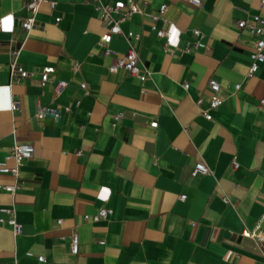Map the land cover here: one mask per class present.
Returning a JSON list of instances; mask_svg holds the SVG:
<instances>
[{"label":"crops","instance_id":"crops-1","mask_svg":"<svg viewBox=\"0 0 264 264\" xmlns=\"http://www.w3.org/2000/svg\"><path fill=\"white\" fill-rule=\"evenodd\" d=\"M29 1L0 0V88L10 89L0 105L11 104L0 110V161L15 143L35 150L19 177L0 173V186L18 185L0 190V217L13 207L23 227L0 225V264H264V241L242 235L264 215V62L249 74L257 37L236 26L264 18L261 0H134L143 12L110 47L122 55L131 45L143 77L111 73L99 45L97 7L127 0H43L27 33ZM164 3L168 40L151 20ZM14 60L29 77H11ZM46 66L55 72L42 85ZM210 80L222 100L212 121L202 115ZM198 163L210 173L193 175ZM103 208L107 219L85 220Z\"/></svg>","mask_w":264,"mask_h":264},{"label":"built area","instance_id":"built-area-1","mask_svg":"<svg viewBox=\"0 0 264 264\" xmlns=\"http://www.w3.org/2000/svg\"><path fill=\"white\" fill-rule=\"evenodd\" d=\"M43 0H30L27 4L28 16L25 18L23 22V30L29 33L36 24V14L39 11L40 4ZM101 1V0H98ZM180 2H188L196 7L202 6V0H177ZM261 3L264 4V0H261ZM55 2L52 3L54 5ZM97 9L100 13V18L103 23L106 25V32L101 36L99 45L104 49L105 54L107 56H113L114 62L109 66V71L111 73H115L121 69L125 70L129 75L135 77H143L142 68L140 66V61L138 57L137 51L130 45L128 51L122 55L116 53L113 49H111V42L116 35H120L122 33L121 23L125 21L128 17L134 14L142 13V9L134 0L124 1H115L108 4H100ZM168 9L167 4H162L159 7V10L156 14L151 15L152 20V28L156 31L157 37L160 39L168 40L171 36V32L167 28H161L158 26V22L162 21L167 24L168 21L165 17ZM1 25V24H0ZM236 26L240 31L247 30L252 36L257 37V43L254 50L251 52V65L249 74L253 75L258 69L259 65L264 62V18L260 15H255L252 18V22H248L246 20H240L236 23ZM194 34L199 37V40L196 43V46H202V40L206 37V35L202 34L200 31L195 30ZM133 37L132 33H128L127 39ZM166 48L167 45L165 44ZM15 54H17L15 52ZM1 67V66H0ZM11 77L15 80H19L20 78H27L30 76V72L27 71L22 65L18 63L17 60H14L9 64ZM55 72V68L52 66H46L43 68L41 73V82L42 85H46L50 82V76ZM67 83L62 82L57 86L58 90L66 87ZM188 84H185L184 87L188 88ZM209 86L212 91V98L210 102V106L208 109L202 110V115L206 120L212 121L213 116L211 114L212 111L217 109L221 104L222 100L219 97L220 84L216 80H210ZM82 88H86V85L83 84ZM240 85L236 86V89H239ZM202 101H199L200 104ZM19 109V102H12V110L17 111ZM48 109L42 108L39 110V117H43ZM151 126L156 128L158 126L157 122H152ZM34 146L30 143H15L8 155L5 157L4 161H0V173H8L14 177H19L20 175V167L24 163L31 159L34 156ZM14 161V166H9L8 162ZM233 166L237 167L238 163L234 160ZM199 173L209 174L210 170L205 165L198 163L193 171V175H197ZM18 189V185H6L0 186V190H5L9 193H14ZM181 199H186V196H181ZM227 202V200H225ZM3 213L8 215V218L0 217V225L7 224L9 225L15 235H19L22 233V225L18 222L15 210L13 207H8L3 209ZM112 213L110 209L103 208L96 215L90 216L85 215V220L98 222L100 220H105ZM61 223V221H58ZM264 223V215L261 217L259 222L257 223L255 229L249 230L245 229L242 232L244 237L252 238L258 242L264 241V232L262 231V225ZM70 249L71 253L74 255L79 254V246L80 239L77 231H73L70 239ZM44 258L40 257L39 261H43Z\"/></svg>","mask_w":264,"mask_h":264},{"label":"clouds","instance_id":"clouds-1","mask_svg":"<svg viewBox=\"0 0 264 264\" xmlns=\"http://www.w3.org/2000/svg\"><path fill=\"white\" fill-rule=\"evenodd\" d=\"M12 16H11V14H9V16H7V17H5L4 18V20H3V25H4V30H6V31H11L12 30V27H11V25H12ZM172 31L174 32V33H176L178 30L177 29H175V27L173 26V29H172ZM0 92H3V93H10V89L9 88H0ZM5 107H7V108H11V104H8V105H0V110H3Z\"/></svg>","mask_w":264,"mask_h":264}]
</instances>
